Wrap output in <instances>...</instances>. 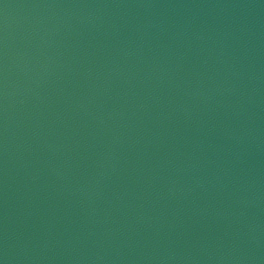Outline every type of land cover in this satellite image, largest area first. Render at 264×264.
<instances>
[{
	"label": "water",
	"instance_id": "1",
	"mask_svg": "<svg viewBox=\"0 0 264 264\" xmlns=\"http://www.w3.org/2000/svg\"><path fill=\"white\" fill-rule=\"evenodd\" d=\"M0 264H264V0H0Z\"/></svg>",
	"mask_w": 264,
	"mask_h": 264
}]
</instances>
